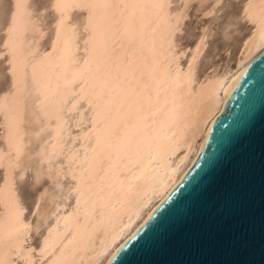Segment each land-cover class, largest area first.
Instances as JSON below:
<instances>
[{
    "label": "bare ground",
    "instance_id": "bare-ground-1",
    "mask_svg": "<svg viewBox=\"0 0 264 264\" xmlns=\"http://www.w3.org/2000/svg\"><path fill=\"white\" fill-rule=\"evenodd\" d=\"M192 1L51 0L45 48L30 0H12L0 51L11 78L0 95V264H109L192 169L229 91L264 54V0L243 3L251 28L235 64L203 75L211 32L183 47L177 38ZM28 111L42 135L37 176L55 187L37 245L41 222L15 176Z\"/></svg>",
    "mask_w": 264,
    "mask_h": 264
},
{
    "label": "water",
    "instance_id": "water-1",
    "mask_svg": "<svg viewBox=\"0 0 264 264\" xmlns=\"http://www.w3.org/2000/svg\"><path fill=\"white\" fill-rule=\"evenodd\" d=\"M109 264H264V54L192 169Z\"/></svg>",
    "mask_w": 264,
    "mask_h": 264
},
{
    "label": "rangeland",
    "instance_id": "rangeland-1",
    "mask_svg": "<svg viewBox=\"0 0 264 264\" xmlns=\"http://www.w3.org/2000/svg\"><path fill=\"white\" fill-rule=\"evenodd\" d=\"M50 1L51 0H30L34 16H37L42 25L47 27L45 36L40 40L41 47L45 48L48 46L51 38L52 21L55 16L54 9L50 6ZM213 2L214 0H206L204 2L193 0L188 9L189 16L186 17L182 25V30L179 31L177 35L179 45L183 47L191 45L204 28H207L208 31L211 32V36L205 47L206 49L200 58L201 62L198 66V74L200 75L211 71L212 67H218V70H221L227 65L233 66L241 41L251 28V23L242 14V7L245 0H225L224 5L218 4L212 13L204 14V11L209 8ZM11 8L12 0H0V51L3 49L2 40ZM73 15L79 19L83 15V11L76 9ZM7 62V54L4 53L0 56V95L11 86L10 71ZM36 127L37 122H34L28 111L25 120L28 143L23 156L20 158V165L15 169V176L17 175L16 187L26 207V215L32 216L34 222L36 220V222L42 223L45 205L48 204L49 194L51 195V193H53L55 187L51 182L50 176H37L39 164L34 151L42 135L35 133ZM2 144V125L0 123V145ZM21 171L24 173L22 174ZM3 175L4 171L2 166H0V182ZM66 180L67 179H65V182ZM45 188L48 189L46 190ZM44 189L46 190L45 195L43 194ZM37 202L39 206L33 207L34 205L37 206ZM49 205L50 204L46 205V207H50L52 203L50 206ZM52 207L53 205L51 208ZM33 208H37L38 210H34ZM50 209L48 208V211ZM46 211L47 209L45 212ZM40 213L42 214L40 215ZM41 223L39 224L40 226L38 225V227H35L31 233V241L36 245L46 228V221L44 225L43 223L41 225ZM17 264H25V262L19 261Z\"/></svg>",
    "mask_w": 264,
    "mask_h": 264
},
{
    "label": "snow or ice",
    "instance_id": "snow-or-ice-1",
    "mask_svg": "<svg viewBox=\"0 0 264 264\" xmlns=\"http://www.w3.org/2000/svg\"><path fill=\"white\" fill-rule=\"evenodd\" d=\"M224 3H225V0H219L220 5H224Z\"/></svg>",
    "mask_w": 264,
    "mask_h": 264
}]
</instances>
